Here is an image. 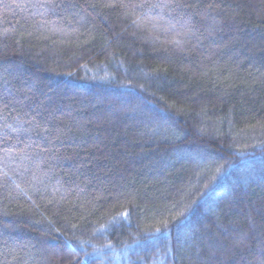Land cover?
I'll list each match as a JSON object with an SVG mask.
<instances>
[{
	"label": "trees",
	"instance_id": "trees-1",
	"mask_svg": "<svg viewBox=\"0 0 264 264\" xmlns=\"http://www.w3.org/2000/svg\"><path fill=\"white\" fill-rule=\"evenodd\" d=\"M0 264H264V0H0Z\"/></svg>",
	"mask_w": 264,
	"mask_h": 264
}]
</instances>
